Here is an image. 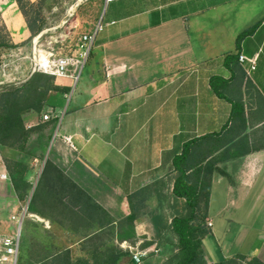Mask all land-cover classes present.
Returning <instances> with one entry per match:
<instances>
[{"label": "crops", "instance_id": "obj_1", "mask_svg": "<svg viewBox=\"0 0 264 264\" xmlns=\"http://www.w3.org/2000/svg\"><path fill=\"white\" fill-rule=\"evenodd\" d=\"M171 14L160 15L158 24L152 18L100 39L91 54L99 59L76 88L57 77L71 93L62 119L55 111L69 91H51L46 100L58 117L56 129H61L54 152L59 158L58 153L68 152L70 163L83 166L85 177L93 180L84 189L99 200L97 196L127 195L167 178L171 191L174 155L186 141L198 138V153L211 149L207 159L228 173L216 169L211 175V232L203 240L207 262L240 252L264 262V0H185ZM0 25L15 44L4 47L1 56L8 55L9 63L19 67L20 79L29 77L28 58L40 33L32 34L16 0H0ZM252 26L239 43V55L255 56L256 68L249 70L239 56L224 63V54L237 46V36ZM212 75L222 77L217 90L228 99L212 88ZM36 115H24L27 126L38 123ZM3 167L0 177L6 178ZM233 195L242 196L239 202L248 219L225 251L217 237L230 224L226 216L218 217L237 205ZM56 214L53 205L33 213L49 226Z\"/></svg>", "mask_w": 264, "mask_h": 264}, {"label": "rangeland", "instance_id": "obj_2", "mask_svg": "<svg viewBox=\"0 0 264 264\" xmlns=\"http://www.w3.org/2000/svg\"><path fill=\"white\" fill-rule=\"evenodd\" d=\"M184 1L116 0L106 4L104 0H48L43 7L41 22L43 29L39 32L37 46L54 52L56 56L76 55L80 58L87 48V44L82 42V36L91 32L95 34L91 53L86 58L78 77H58L68 82L72 90L82 81L86 71H91L96 65L99 57L91 54L95 43L100 39L111 36L123 27L129 31L142 26L152 18H157V12L159 16H170L174 11L181 10ZM112 20L114 24L111 23ZM100 25H102L101 29ZM128 38H130L129 41L133 39L131 36ZM3 52L5 51L1 47L0 89L8 82L18 84L28 78L24 76L18 81H7L10 76L16 75L17 70L14 67L15 63L10 64L7 60L8 55L1 56ZM30 56L28 62H30ZM5 79L7 80L4 81ZM70 93L69 91L59 109L55 111L59 114V119L63 118L69 108ZM55 113L52 109L45 107L36 115L37 126L41 128L33 132L32 142L39 146L36 151L39 159L30 158L11 148L0 147V175L4 169V155L27 160L31 166L27 177L29 186L19 183L23 196H20V192L14 189L9 176L0 177V253L3 249L2 241L9 237L19 241L17 264H48V260L40 261L41 257L63 248L70 249L73 259L101 258L106 248L112 245L128 253L122 258L121 264H129L133 255L142 258L140 264H166L174 250L176 239L173 234L162 227L170 221L174 208L181 209L184 202L183 199L173 198L169 178L156 181L158 182L156 187L154 183L148 185V188L143 189L142 187V194L131 198L129 194L108 193L97 196L100 199L96 200L88 194L92 198L90 204L88 206L77 205L72 196L63 197L62 193L66 191L60 188V183L55 179L56 171H60L83 189L92 186L93 180L85 177L83 166L80 163H70L72 156L68 152L58 153L61 155L60 158L55 154L53 142L58 140V132L61 129L59 127L56 130L58 122L52 129L54 121L45 123L43 117L44 114L50 117ZM50 130L52 135L47 140L46 136ZM47 159L52 165L41 177ZM75 171L78 172V177L74 176ZM36 188L37 196L33 207L37 210L38 207L44 209L45 207L51 208L53 205L57 211L56 221H50L52 223L50 226L37 219L32 212H27V209L25 211L28 199L31 196L29 205ZM241 197L233 195L232 198L237 199V205H230L221 217H218V220H222L223 216H226L227 225L230 224L226 228H221V236L217 237L225 251L233 245L238 232L243 229L242 224L248 219L244 204L239 202ZM65 201L68 205L67 209L63 207ZM65 210L69 211L68 214H65ZM132 213L135 214L133 221L129 218ZM213 217L217 220V216ZM111 220L113 223H109ZM96 221L97 225H95ZM83 232L91 235L79 241ZM208 242V240L205 242L207 248H209ZM218 248L220 251L221 247ZM235 254L238 253L233 255ZM247 256L249 259L252 255ZM248 259H240L239 264H249Z\"/></svg>", "mask_w": 264, "mask_h": 264}, {"label": "trees", "instance_id": "obj_3", "mask_svg": "<svg viewBox=\"0 0 264 264\" xmlns=\"http://www.w3.org/2000/svg\"><path fill=\"white\" fill-rule=\"evenodd\" d=\"M16 1L32 34L36 35L43 29L41 23L43 7L48 0H38L35 3L30 0ZM156 15L157 18L152 19L153 25L160 22L159 12ZM254 27L247 28L237 36V46L234 50L224 54V63L228 64L229 61L237 60L241 39L252 32ZM11 46H15V44L8 42L7 35L3 32V26L0 25V48ZM90 53L91 48L89 55ZM56 79L53 74L34 71L24 81L18 84L8 82L0 89V147L17 150L30 158H40L36 152L39 146L33 144L32 134L41 126H37V124L27 126L24 115L30 111L40 113L46 107V100L51 91H69V87L58 84ZM219 80H222L221 76L212 75L210 84L220 97H226L217 90L216 84ZM232 103L235 108L237 104L235 102ZM50 121H54L53 129L56 126V122H58V117L50 116L48 119H44L45 123ZM51 135L50 130L46 139L48 140ZM198 142V138L186 141L181 152L175 154L172 160L175 173L171 194L175 200L183 199L184 202L181 209L174 208L170 221L162 227L173 234L176 239L174 250L166 264H239L240 259H248L246 254L238 253L211 263H208L205 258L203 240L211 232V227L207 221L211 175L216 169L224 175L228 176V173L223 168H215L213 158L207 159L212 152L211 149L202 150V153H198ZM3 162L14 189L20 192V196H23L19 183L29 186L26 177L31 167L29 162L7 155L3 156ZM50 165L52 164L47 159L41 177L45 175ZM55 179L60 183V188L66 191L62 193L63 197L72 196L77 205L88 206L90 204L92 198L76 182L64 176L60 171H56ZM161 182L163 183V181ZM157 184L158 182H154L153 185L156 187ZM148 187L145 186L143 189ZM143 189L130 193L129 197L142 194ZM36 196L37 188L27 207V212L36 213V208L33 207ZM63 205L64 208H68L66 201ZM65 211V214H68L69 211ZM129 218L133 221L135 214H130ZM109 223H113L112 220ZM89 235L91 234L83 232L80 236L86 238ZM125 255H128V253L112 245L106 248L101 258L80 257L73 259L70 249L63 248L49 255H43L40 261L48 260V264H121ZM141 260L142 258H140ZM248 260L249 264H264L256 255H252Z\"/></svg>", "mask_w": 264, "mask_h": 264}, {"label": "built area", "instance_id": "obj_4", "mask_svg": "<svg viewBox=\"0 0 264 264\" xmlns=\"http://www.w3.org/2000/svg\"><path fill=\"white\" fill-rule=\"evenodd\" d=\"M116 0H104L107 4ZM114 23V21H112ZM102 25H100V29ZM98 31V29H96ZM95 34L93 32L84 34L82 36V42L87 44L86 50L81 54L80 58L78 56H68V55H55L52 51H47L41 49L34 45L32 54L30 56L31 71H42L55 75L56 77H73L77 78L79 71L83 67L86 58L89 56V51L94 41ZM240 62L249 65V70L256 68V57H249L244 54L239 55ZM17 70L19 67L14 66ZM11 77V78H10ZM9 80L4 81H18L20 78L17 75L10 76ZM44 119H48L49 115L44 114ZM64 140L71 143L70 136H63ZM72 147L73 144L71 143ZM6 177V174L2 175ZM209 225L211 223L209 222ZM3 249L0 253V264H17L18 253H19V241L15 238H5L2 241Z\"/></svg>", "mask_w": 264, "mask_h": 264}, {"label": "water", "instance_id": "obj_5", "mask_svg": "<svg viewBox=\"0 0 264 264\" xmlns=\"http://www.w3.org/2000/svg\"><path fill=\"white\" fill-rule=\"evenodd\" d=\"M56 130H57V129H56ZM56 132H57V131H56ZM56 132H55V135H56ZM55 135H54V136H55ZM30 197H31V196H30ZM30 197H29V199H30ZM29 199H28V202H29ZM28 202H27V204H26L25 211H26V209H27ZM129 264H140V257H139L138 255H133L132 258H131V260H130V262H129Z\"/></svg>", "mask_w": 264, "mask_h": 264}]
</instances>
